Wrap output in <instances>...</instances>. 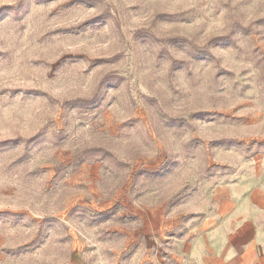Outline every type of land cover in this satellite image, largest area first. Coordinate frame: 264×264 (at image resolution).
<instances>
[{"label":"rangeland","instance_id":"374dc122","mask_svg":"<svg viewBox=\"0 0 264 264\" xmlns=\"http://www.w3.org/2000/svg\"><path fill=\"white\" fill-rule=\"evenodd\" d=\"M72 5L0 0V264H158L264 187V0Z\"/></svg>","mask_w":264,"mask_h":264},{"label":"crops","instance_id":"0c3cea01","mask_svg":"<svg viewBox=\"0 0 264 264\" xmlns=\"http://www.w3.org/2000/svg\"><path fill=\"white\" fill-rule=\"evenodd\" d=\"M224 194L208 212L155 222L158 264H264V187L253 179Z\"/></svg>","mask_w":264,"mask_h":264},{"label":"snow or ice","instance_id":"6c2138e0","mask_svg":"<svg viewBox=\"0 0 264 264\" xmlns=\"http://www.w3.org/2000/svg\"><path fill=\"white\" fill-rule=\"evenodd\" d=\"M72 6H75V0H73V5Z\"/></svg>","mask_w":264,"mask_h":264}]
</instances>
